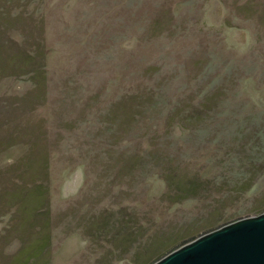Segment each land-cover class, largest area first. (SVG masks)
<instances>
[{
  "label": "rangeland",
  "instance_id": "1",
  "mask_svg": "<svg viewBox=\"0 0 264 264\" xmlns=\"http://www.w3.org/2000/svg\"><path fill=\"white\" fill-rule=\"evenodd\" d=\"M261 213L264 0H0V264H153Z\"/></svg>",
  "mask_w": 264,
  "mask_h": 264
},
{
  "label": "water",
  "instance_id": "2",
  "mask_svg": "<svg viewBox=\"0 0 264 264\" xmlns=\"http://www.w3.org/2000/svg\"><path fill=\"white\" fill-rule=\"evenodd\" d=\"M153 264H264V213L204 233Z\"/></svg>",
  "mask_w": 264,
  "mask_h": 264
},
{
  "label": "trees",
  "instance_id": "3",
  "mask_svg": "<svg viewBox=\"0 0 264 264\" xmlns=\"http://www.w3.org/2000/svg\"><path fill=\"white\" fill-rule=\"evenodd\" d=\"M45 193H43V195H44Z\"/></svg>",
  "mask_w": 264,
  "mask_h": 264
}]
</instances>
